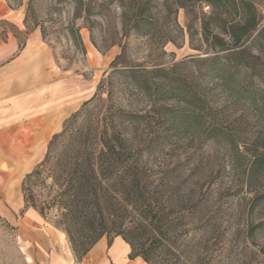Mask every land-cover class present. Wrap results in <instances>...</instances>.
Listing matches in <instances>:
<instances>
[{
    "label": "rangeland",
    "instance_id": "obj_1",
    "mask_svg": "<svg viewBox=\"0 0 264 264\" xmlns=\"http://www.w3.org/2000/svg\"><path fill=\"white\" fill-rule=\"evenodd\" d=\"M252 1L261 26L264 0ZM208 10L193 0H0V39L12 42L10 57L1 56L0 64L14 57L17 72L44 74L39 82L47 86L48 100L56 98L65 108L50 122L45 148L28 173L43 158L51 136L78 111L67 136L52 142L49 160L23 185L47 226L67 241L57 160L63 162L74 145L73 133H82V140L113 118L134 136L154 179L176 193L190 192L199 202L176 221L191 256H204L207 248L206 264H264V171L249 174L253 158L264 156V110L229 95L206 64L194 61L214 54L201 29ZM148 83L158 89L156 95L147 94ZM247 85L264 102L263 81L253 75ZM76 90L78 98L70 105ZM191 90L202 102L184 93ZM190 98L196 105L188 104ZM91 138L86 140L95 144L97 138ZM25 231L0 201V264H33Z\"/></svg>",
    "mask_w": 264,
    "mask_h": 264
},
{
    "label": "trees",
    "instance_id": "obj_2",
    "mask_svg": "<svg viewBox=\"0 0 264 264\" xmlns=\"http://www.w3.org/2000/svg\"><path fill=\"white\" fill-rule=\"evenodd\" d=\"M193 1L204 2L209 7L201 20V29L203 41L214 52L194 61L206 64L209 73L229 95L243 97L250 105L255 108L260 105L258 108L264 110L262 98L250 94L247 85L253 75L264 85V24L259 26L260 15L254 2ZM237 74H242V79L235 78ZM148 84L147 94L156 95L158 89ZM184 93L202 102L194 90ZM190 99L188 104L194 103ZM77 112L65 119L62 129L51 136L43 158L23 178L22 190L26 178L49 160L52 142L67 136L68 124ZM168 123L172 127L174 121L170 119ZM123 124L112 118L99 130L88 131L82 140V133H73L74 145L66 151L63 162L57 160V166L61 167L57 175L62 178L59 199L64 208L60 222L75 260L80 261L105 235L108 243L114 236H120L130 246L129 256L138 255L149 264H187L186 260L188 264H206L208 249L202 252L204 256L199 253L191 256L193 249L176 229V221L186 218L199 202L193 201L190 192L176 193L153 178L151 169L142 161L134 136L126 135ZM209 125L212 131L216 129L213 122ZM89 136H92L90 141L97 138V142H88ZM251 163L250 175L264 171V156L254 157ZM23 195L25 206H32L44 217L42 209L30 202L24 191Z\"/></svg>",
    "mask_w": 264,
    "mask_h": 264
},
{
    "label": "crops",
    "instance_id": "obj_3",
    "mask_svg": "<svg viewBox=\"0 0 264 264\" xmlns=\"http://www.w3.org/2000/svg\"><path fill=\"white\" fill-rule=\"evenodd\" d=\"M10 45L12 42L6 44L0 39V57H10ZM15 60L12 57L0 64V201L7 203L10 214H16L19 225L25 227L30 261L33 264H149L138 255L129 256L130 246L120 236H114L108 243L105 235L76 261L64 234L47 226L35 208L25 206L22 180L45 148L50 122L59 120L65 108L56 98L48 100V88L39 82L44 74L17 72ZM33 84L37 86L34 90ZM77 98L78 90L71 93L69 104H74ZM36 122L38 128L33 133ZM34 152L38 154L33 156Z\"/></svg>",
    "mask_w": 264,
    "mask_h": 264
}]
</instances>
